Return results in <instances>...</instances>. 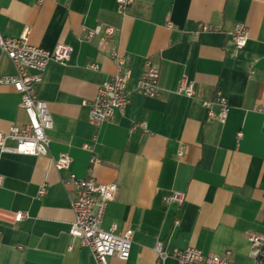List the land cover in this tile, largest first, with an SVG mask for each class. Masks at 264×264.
Listing matches in <instances>:
<instances>
[{
    "label": "crops",
    "instance_id": "crops-1",
    "mask_svg": "<svg viewBox=\"0 0 264 264\" xmlns=\"http://www.w3.org/2000/svg\"><path fill=\"white\" fill-rule=\"evenodd\" d=\"M238 23L249 29L243 49L230 35ZM200 24L215 30L199 31ZM97 26L116 29L114 44L131 75L125 114L116 111L99 129L89 122L91 104L116 65L110 44L85 39ZM26 27L33 46L64 44L72 54L64 65L51 61L38 85L53 122L49 154L0 150V264H94L69 233L70 174L119 187L101 227L132 230V248L127 261L108 264H155L157 244L252 264L248 237L264 236V0H133L124 13L117 0H0L2 34L18 38ZM148 60L160 67L155 98L134 92ZM14 74L0 50V75ZM183 79L193 97L178 93ZM217 90L229 104L224 124L203 106ZM27 123L20 94L0 85V132ZM62 155L71 165L58 171L53 159ZM173 193L185 201L165 204ZM18 213L25 215L20 222Z\"/></svg>",
    "mask_w": 264,
    "mask_h": 264
},
{
    "label": "built area",
    "instance_id": "built-area-1",
    "mask_svg": "<svg viewBox=\"0 0 264 264\" xmlns=\"http://www.w3.org/2000/svg\"><path fill=\"white\" fill-rule=\"evenodd\" d=\"M44 1L38 0V3L41 4ZM117 2L119 11L124 13L133 0H117ZM214 30V27L207 24L199 25V31ZM30 34V27H26L18 38L5 37L0 30V50L7 55L15 70L13 76L0 75V85H12L15 88L21 96V107L28 117L26 125H13L7 133L0 132V150L26 156H47L51 143L48 132L52 129L53 122L47 103L38 96V85L42 81V75L48 64L55 61L64 65L70 59L72 49L64 44H58L53 50L38 48L30 43ZM115 35L114 27L97 26L89 30L85 37L86 40L101 37L102 43L110 44V57L116 65V72L98 88L96 97L91 104L89 122L96 129L101 128L116 111L125 114L131 102V92L128 89L130 70L126 68L125 58L114 44ZM230 35L237 48L243 49L249 40V29L245 24L238 23ZM90 68L97 70L98 65L92 64ZM159 76L160 67L148 60L134 87V92L143 97H158ZM177 91L186 97H193L194 86L183 79L179 83ZM213 105L218 106V112L212 110ZM203 106L208 110L209 119L217 120L222 124L226 122L229 104L221 90L216 91L213 101H204ZM256 110L263 112L261 108H256ZM140 126L146 128L145 123ZM8 141H14L16 145L9 147ZM84 148L91 150L87 144L84 145ZM178 155L181 157L183 152L180 151ZM98 162V158L93 155L90 163ZM53 165L58 171L66 170L71 165V159L62 155L53 159ZM1 180L0 176V183ZM64 184L72 192L70 202L74 213V222L69 232L70 236L79 243V246L90 249L94 264H108L112 257L127 261L132 248L133 231L130 229L119 231L116 225H112L109 230H104L101 227L107 205L116 199L119 192L118 185L102 184L92 178H79L75 174H70L64 180ZM44 192L45 189L42 188L40 195H43ZM163 200L165 204H182L185 201V194L173 193L165 196ZM24 217V214L18 213L16 221L20 222ZM248 239L256 248L252 264H264V236L250 235ZM71 249L73 247H70ZM155 251L157 253L155 264H165L169 258L174 259L177 264H232L224 256L205 255L194 247L166 251L162 244H157Z\"/></svg>",
    "mask_w": 264,
    "mask_h": 264
}]
</instances>
